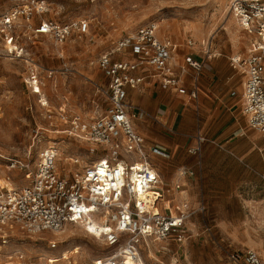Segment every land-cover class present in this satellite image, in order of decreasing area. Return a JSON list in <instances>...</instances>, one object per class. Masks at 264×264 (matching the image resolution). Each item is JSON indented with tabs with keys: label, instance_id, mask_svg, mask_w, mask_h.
I'll return each mask as SVG.
<instances>
[{
	"label": "rangeland",
	"instance_id": "1",
	"mask_svg": "<svg viewBox=\"0 0 264 264\" xmlns=\"http://www.w3.org/2000/svg\"><path fill=\"white\" fill-rule=\"evenodd\" d=\"M12 1L0 0V14ZM25 1L20 0V4ZM43 1L49 11L42 19L57 23L85 21L88 30L83 36L72 35L59 50L47 38L33 43L23 39L27 55L20 61H8L0 52V181L13 189L29 183L37 155L49 143L60 148L58 166L63 174L80 171L100 156V149L60 133L64 128L58 126L57 112L62 109L85 120L106 114L108 103L102 94L106 79L97 61L125 35L154 24L158 38L173 44L174 59L179 64L188 39L195 43L196 52L210 40L212 54L228 58L250 55L255 41V36L242 31L229 15L228 0ZM26 59L39 73L42 99L52 113L50 119L46 108L24 85L30 68ZM216 123H210V133L220 131L214 128ZM252 134L247 127V138L243 137L236 147L204 142L199 153L193 155L189 151L197 146L195 141L182 148L165 149L166 159L150 160L160 173L165 193L172 188L179 167L192 170L193 177L183 183L184 191L190 209L199 211L186 225L189 238L184 244L149 241L142 246L139 255L144 264H219L228 252L245 250L264 261V144L251 140ZM158 135L169 140L166 134ZM67 158H77L78 165H70ZM10 161L27 163L29 169H9ZM166 199H170L167 194ZM2 233L8 237L7 252L24 243L37 256L60 254L68 258L77 254L70 256L76 264L105 255L100 243L78 225L67 226L55 237L51 233L40 235L58 241L57 250L51 253L45 243L37 242V249L33 247L30 243L35 238L30 241L15 227L2 228L0 237Z\"/></svg>",
	"mask_w": 264,
	"mask_h": 264
},
{
	"label": "built area",
	"instance_id": "2",
	"mask_svg": "<svg viewBox=\"0 0 264 264\" xmlns=\"http://www.w3.org/2000/svg\"><path fill=\"white\" fill-rule=\"evenodd\" d=\"M12 2L0 14V52L9 61H20L27 55L24 40L33 43L47 38L59 50L72 35L87 33L85 21L57 23L42 19L49 11L43 0ZM228 13L244 32L255 36L252 53L246 57L233 56L229 64L245 78L241 90L242 114L249 128L264 138V0H228ZM157 30L152 23L141 26L99 56L97 65L106 79L102 94L108 108L104 116L85 120L62 109L57 112L58 126L64 128L60 133L100 149V156L80 171L63 174L58 166L60 148L49 143L38 153L28 184L10 191L0 189V229L15 227L30 241L35 238L30 243L33 247L37 249V242L45 243L51 253L57 250L58 241L45 240L41 234L51 233L55 237L69 225L81 226L100 243L105 253L86 264L138 262L141 247L149 241L184 244L188 240L186 225L199 210L190 209L183 183L193 177V172L179 167L172 188L165 193L150 158L166 159L168 154L161 148L146 145L135 131L132 119L140 115V110L128 102L126 93L150 77L163 90L191 100L197 97L195 86L191 91L185 89L181 75L192 70L196 82L202 63L190 57L185 60V66H177L173 44L159 39ZM211 44L207 40L201 45L204 60L214 56ZM186 47L196 46L188 39ZM58 54L61 57L59 51ZM28 61L24 60L30 67L24 85L38 98V104L46 108L50 119L52 113L42 99L41 78ZM195 139L197 146L189 151L193 155L199 153L204 143L201 136ZM10 163L9 169H29L27 163ZM69 163L78 165L79 160L69 159ZM166 194L170 195L169 201L164 200ZM90 220L97 225L89 227ZM7 245L8 237L2 233L0 264L77 263L70 257L77 254L68 258L60 254L43 257L33 254L28 244L21 243L9 252L5 251ZM219 264H264V261L255 252L245 250L228 252Z\"/></svg>",
	"mask_w": 264,
	"mask_h": 264
},
{
	"label": "crops",
	"instance_id": "3",
	"mask_svg": "<svg viewBox=\"0 0 264 264\" xmlns=\"http://www.w3.org/2000/svg\"><path fill=\"white\" fill-rule=\"evenodd\" d=\"M180 56L182 60L180 64L176 63L177 66H185V60L190 57L202 63L196 82L192 70L188 69L181 75L187 91L195 86L196 99L162 90L156 79L146 77L136 89L126 90L128 102L140 110V115L132 119L135 131L144 138L146 145L164 151L182 148L184 144L192 145L197 136L204 138V142L236 147L243 137L247 138V127L251 130L242 114L244 76L231 68L227 56H213L204 60L200 52L187 47L181 50ZM212 122H217L214 128L220 131L210 133ZM252 132L250 139L263 145L264 138ZM158 134H166L169 140H162ZM251 142L249 140L252 145ZM157 159L160 160L157 157L150 158L152 162ZM162 188L165 191L163 183ZM167 197L170 198V195ZM164 200L169 201L166 197ZM165 205L168 206V203L165 202Z\"/></svg>",
	"mask_w": 264,
	"mask_h": 264
},
{
	"label": "bare ground",
	"instance_id": "4",
	"mask_svg": "<svg viewBox=\"0 0 264 264\" xmlns=\"http://www.w3.org/2000/svg\"><path fill=\"white\" fill-rule=\"evenodd\" d=\"M232 18V17H231ZM235 22L238 24V26L240 27L239 23L235 20ZM241 28V27H240ZM242 29V28H241ZM243 31V30H242ZM8 60V59H7ZM9 61V60H8ZM60 158V154L58 159ZM59 162V161H58ZM67 162H69V159L67 158ZM0 189H5V190H13V186L7 183H3L0 181ZM97 225L93 220H90L88 222V226L92 227ZM84 229V228H83ZM84 231L87 233V231L84 229ZM128 264H144V262L142 260H139L138 262H133V261H129Z\"/></svg>",
	"mask_w": 264,
	"mask_h": 264
}]
</instances>
